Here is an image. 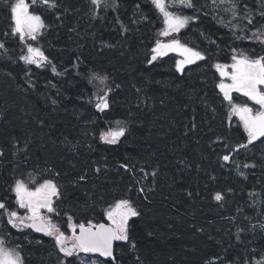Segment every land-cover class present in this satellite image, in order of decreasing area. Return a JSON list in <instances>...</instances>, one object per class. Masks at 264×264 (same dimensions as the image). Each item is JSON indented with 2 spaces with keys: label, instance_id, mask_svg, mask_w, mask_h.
Wrapping results in <instances>:
<instances>
[{
  "label": "trees",
  "instance_id": "trees-1",
  "mask_svg": "<svg viewBox=\"0 0 264 264\" xmlns=\"http://www.w3.org/2000/svg\"><path fill=\"white\" fill-rule=\"evenodd\" d=\"M14 2L0 0V40L11 56L0 58V149L5 153L0 157V200L16 209V179L27 180L29 174L37 183L52 178L62 190V211L54 221L67 231L69 215L79 222H107L103 210L127 192L141 212L129 221L130 240L137 247L116 242V262L101 258L104 264H209L213 258L216 264H252L264 255V144L256 141L240 149L232 162L219 158L228 150L218 138L231 147L246 142V133L237 117L229 120L213 66L231 63L232 48L250 54L252 49L264 54V49L235 39L204 9L179 37L207 58L187 65L181 74L176 53L148 63L156 40L169 39L159 35L163 20L150 0H120L117 12L101 10L102 18L96 19L89 0H58V9H35L48 27L38 42L29 41L42 48L57 75L51 66L38 68L18 59L24 44L5 36ZM244 2L254 10L259 5V0ZM92 73L106 75L112 88L103 112L95 107L98 86L89 83ZM233 96L236 102L252 103ZM116 120L127 122V132L117 144L105 143L100 135ZM125 163L130 171L121 167ZM141 168L149 173L146 178ZM140 187L144 193H138ZM217 191L224 201L214 200ZM4 217L0 235L10 246H20L25 264H78L59 252L52 237L31 229L21 232Z\"/></svg>",
  "mask_w": 264,
  "mask_h": 264
},
{
  "label": "snow or ice",
  "instance_id": "snow-or-ice-1",
  "mask_svg": "<svg viewBox=\"0 0 264 264\" xmlns=\"http://www.w3.org/2000/svg\"><path fill=\"white\" fill-rule=\"evenodd\" d=\"M89 3L92 6L93 19L102 18L101 10L105 13L109 10L117 12L120 8V0H89ZM150 3L163 20L164 27L159 35L169 38L166 41L156 40L155 47L151 49V57L148 61L150 64L158 58L168 56L169 53H176L181 59L175 61V68L182 74L185 66L196 64L197 61L207 58L202 50L190 47L179 37L181 30L187 28L190 23L199 20V14L204 9H210L215 14L218 23L233 31L235 39L251 40L264 49V0H259L256 10L250 8L244 0H210L203 4L198 3V0H150ZM44 6L46 9L55 10L60 7V3L58 0H15L10 5L13 23L10 25V33L6 32L5 36L10 34L18 37L19 41L24 44L18 59L25 65H35L38 68L46 65L51 66L53 73L61 75L42 48L29 43V41L38 42L48 27L42 16L35 11L37 8L43 9ZM135 7L138 11L140 10L139 4ZM30 9L33 10L30 11ZM179 9L192 10L193 14H185ZM204 14L208 13L204 12ZM140 15L142 19L147 18L143 16L142 12ZM117 20L122 31L128 32L129 29L123 21H120L118 17ZM236 33H243V35H236ZM210 43H214V41H210ZM231 53L232 62L230 64L217 62L213 65L220 76L216 87L222 94L223 100L227 102L229 120L231 117H237L239 124L242 125L243 131L246 133V142H237L229 147V144L218 138V141L223 143L224 148L228 150L227 154L219 157L225 163L232 162L235 153H239L240 149H247L256 141L264 144V54H255L254 49L250 54L249 51L236 48H232ZM4 57L11 59L10 50L6 47L5 42L0 40V58ZM26 74L30 75V73ZM94 81L103 86L94 94L95 107L103 112L109 108L108 96L112 88L107 85L108 77L106 75L92 73L89 83ZM32 86L35 87V85ZM234 93L246 97L247 101L252 102L251 105L248 102H236ZM52 103L55 105L57 101L53 99ZM195 127L196 125L193 123L192 128ZM126 132L127 122L116 120L115 127H110L107 131L102 132L100 139L108 144H117ZM24 150H27L26 144ZM17 151H19L18 147ZM4 155L3 149H0V157ZM121 167L126 171L131 170L127 163L122 164ZM243 167H256V165L244 164ZM96 171L99 172L100 169L97 168ZM237 171L239 175H245L239 171V165H237ZM140 172L144 174L145 178L149 175L144 172L143 168L140 169ZM54 175L58 176L59 173ZM150 175L155 177L157 171H152ZM79 179L84 180L85 177L81 176ZM148 190L151 191V189ZM12 191L15 193L16 209L0 200V216H6L7 223L21 232L24 229H32L52 237L59 252L65 258H73L78 261V264H103L101 258H110L112 262H116L114 251L116 242L129 243L131 248L136 250V242L130 240L129 221L134 217L141 216V212L127 192L124 197L115 199L103 210L107 222H93L92 220L79 222L72 216H67L69 233L66 234L53 220V216H60L62 211V190L54 179L44 178L37 183L36 178L29 174L27 180L16 179L12 185ZM144 192V187L138 189V193ZM188 195L191 196L192 193L189 192ZM213 198L217 202H222L225 196L217 191ZM145 199H147L146 196ZM18 209H23L24 213L21 214ZM261 228H264V224L261 225ZM240 231L243 230H238L237 240L240 238ZM216 259L218 258H213L209 264H216ZM137 260L139 261L138 256ZM0 264H25V257L20 246H9L5 236H0ZM61 264H72V261L62 260ZM245 264H249V261L246 260ZM252 264H264V255L259 258L254 257Z\"/></svg>",
  "mask_w": 264,
  "mask_h": 264
},
{
  "label": "rangeland",
  "instance_id": "rangeland-1",
  "mask_svg": "<svg viewBox=\"0 0 264 264\" xmlns=\"http://www.w3.org/2000/svg\"><path fill=\"white\" fill-rule=\"evenodd\" d=\"M179 56V55H178ZM179 59H181V57L179 56ZM230 64V63H229ZM186 67V66H185ZM97 86H98V89L100 88V87H103L102 85H99L98 84V82H97ZM30 186H32V185H30ZM15 194V193H14ZM18 211L21 213V214H23L24 213V210L23 209H18ZM5 219H6V221H7V217L5 216L4 217ZM53 220H55V216H53ZM106 221H107V219H106ZM55 222V221H54ZM57 223V222H56ZM57 224H59V223H57ZM10 225V224H9ZM60 225V224H59ZM11 226V225H10ZM12 227V226H11ZM15 229V228H14ZM61 230H63L62 228H61ZM64 231V230H63ZM66 232V234H68L69 233V229H68V227H67V231H65ZM1 236V235H0ZM10 246V245H9ZM104 264V263H103Z\"/></svg>",
  "mask_w": 264,
  "mask_h": 264
},
{
  "label": "flooded vegetation",
  "instance_id": "flooded-vegetation-1",
  "mask_svg": "<svg viewBox=\"0 0 264 264\" xmlns=\"http://www.w3.org/2000/svg\"><path fill=\"white\" fill-rule=\"evenodd\" d=\"M32 230V229H31ZM34 233H37V234H39L38 232H35L34 230H32ZM40 235H42V236H46V237H49V236H47V235H43V234H40Z\"/></svg>",
  "mask_w": 264,
  "mask_h": 264
},
{
  "label": "water",
  "instance_id": "water-1",
  "mask_svg": "<svg viewBox=\"0 0 264 264\" xmlns=\"http://www.w3.org/2000/svg\"><path fill=\"white\" fill-rule=\"evenodd\" d=\"M39 233V232H38ZM39 234H43V235H45L44 233H39ZM115 246V245H114ZM104 259H110V258H104Z\"/></svg>",
  "mask_w": 264,
  "mask_h": 264
}]
</instances>
